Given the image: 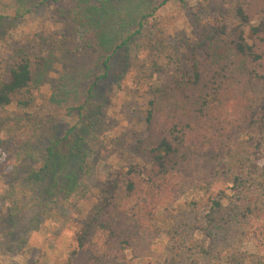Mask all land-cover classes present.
Wrapping results in <instances>:
<instances>
[{
    "label": "rangeland",
    "instance_id": "rangeland-1",
    "mask_svg": "<svg viewBox=\"0 0 264 264\" xmlns=\"http://www.w3.org/2000/svg\"><path fill=\"white\" fill-rule=\"evenodd\" d=\"M31 4L20 15L25 8L18 0H0V75L9 78L21 52L34 58L55 48L58 60L29 106H18L32 97L24 90L0 109V138L8 141L0 150V264H264V118L259 110L255 129L240 123L244 112L235 118L232 99L224 113H212L203 125L197 124L198 132L191 136L194 151L179 158L162 193L140 189L128 199L124 181L130 165L148 163L149 143L180 136L190 131L192 122L196 126L202 102L197 98L208 85L216 87L227 76L228 87L239 88L242 75L231 58L210 62L205 41L216 19L230 27L232 38L241 23L238 7L249 6L251 19L243 28L252 42L250 27L264 23V0H169L162 6L151 21L156 38L137 40L129 63L117 59L97 91L107 102L100 134L93 133L87 142L93 165L87 196L74 197L76 204L66 210L51 204L45 215L37 194L23 180L24 159L13 146L28 141L37 148L61 138L74 124V107L85 102L100 61L95 65L91 52L65 55L61 49L64 36L80 41L69 17V0ZM193 59L207 60L201 85L171 90ZM124 68L127 73L118 87L116 74ZM158 88L174 97L148 126L147 108ZM247 88L254 104L264 96V83ZM135 177L144 188L147 176ZM214 199H221L222 208L213 215L222 227L211 232L207 214ZM145 205L156 214L135 213ZM93 214H100L99 222L111 224L115 233L99 226L81 245L82 224Z\"/></svg>",
    "mask_w": 264,
    "mask_h": 264
},
{
    "label": "trees",
    "instance_id": "trees-1",
    "mask_svg": "<svg viewBox=\"0 0 264 264\" xmlns=\"http://www.w3.org/2000/svg\"><path fill=\"white\" fill-rule=\"evenodd\" d=\"M59 1L18 0L19 6L25 8L20 15L28 11L26 6L30 2L39 6ZM69 1L71 2L68 9L69 17L76 34L78 32L80 41L76 37L70 36V39L64 36L61 49L66 50L65 55L66 53L76 54L82 52L81 50L85 51L83 53H93L95 65L98 60L100 61L98 64L100 71L89 86L85 102L74 107L76 120L61 138H50L47 144L37 148L28 144V141L13 146L15 155L17 154L21 159H24L23 180L37 194L42 215L50 211L51 204H60L66 210V207L76 204L77 201H73L74 197L84 199L87 196L88 182L93 173L87 142L93 133L99 132L100 134L99 120L101 119L102 107L107 102V96L99 95L97 91L101 88V82L112 74L117 59L124 58L129 63V57L132 56L133 47L137 40L139 41L141 37L146 35L149 38H156V33H153L154 24L151 21L169 0ZM180 1L186 2V0ZM249 10V6L247 8L238 7L236 14L241 19V23H238L233 30L232 38H229L230 27L225 22L216 19L211 34L207 38L208 42L205 41L210 62L218 63L228 59V57L231 58L234 63L233 69L242 75L240 76L242 81L237 82L240 84L239 88L234 90L232 87H228L230 82L227 81L229 79L225 74V79H217L216 87L210 88L208 85L206 93L198 96L197 99L202 100V102L198 110L196 126L192 122L189 125L190 131L184 132L180 136L165 135L149 143L148 163L145 165L134 163L124 174L125 194L128 199L140 189H144L146 194L149 192L162 193L167 187L166 184H168L169 179L176 172L173 169L175 164L179 163V158L188 156L194 151L192 149H194L196 139L191 140V136L192 134L195 136V132H198L197 124L198 126L203 125V121L213 116L212 113H224L227 109V100L232 99L235 102L233 115L236 119L240 118L241 111L244 112L245 118L240 123L246 127L256 128L259 122V119L255 118L258 110L261 112V117L264 118V96L254 104L247 88V84L256 86L264 83V23L250 27L254 38L252 42H249L243 28V23L250 22ZM161 37L162 34L157 32V38L160 39ZM72 40L81 48H76ZM57 60L55 48L50 49L45 56L34 58L25 52L16 55L9 78L5 79L0 75V109L9 106L13 102V95L24 90L32 97L26 101H19L18 106H29L34 100V92L41 89L47 72ZM206 61L193 59L190 68L184 71L181 78L176 79L171 90L183 86L182 90L188 86L199 87L206 77L202 69V65ZM33 63L36 65L35 68L32 66ZM126 73V68L117 72L116 83L118 87L121 86ZM188 73L189 76L186 78ZM154 93L155 96L150 100L147 108L146 123L148 126H153L155 119L161 115L164 105L170 104L174 97V94L159 88ZM181 98L177 100L180 101ZM178 101H175L176 104H179ZM252 102L255 106L252 105ZM5 141L0 138V150L4 149L6 142H8ZM137 173L147 176L144 188L139 186L137 177H135ZM116 189L117 184L113 186V190ZM219 208H222L221 199H214L210 213L207 214V223L211 232L222 227V224H218L216 215H213ZM135 213L156 214L146 205L144 209L140 207ZM99 221L100 214H93L89 221L83 223L84 225L82 224L84 231L79 236L81 245H84L88 240L90 231L93 232L99 226L109 229L113 234L115 233L111 224H104Z\"/></svg>",
    "mask_w": 264,
    "mask_h": 264
}]
</instances>
